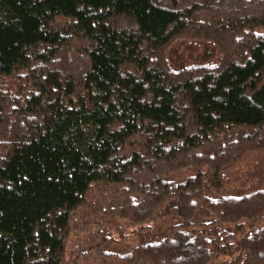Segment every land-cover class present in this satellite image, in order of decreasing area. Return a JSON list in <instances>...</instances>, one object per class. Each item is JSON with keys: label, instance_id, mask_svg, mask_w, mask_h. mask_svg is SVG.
<instances>
[{"label": "trees", "instance_id": "1", "mask_svg": "<svg viewBox=\"0 0 264 264\" xmlns=\"http://www.w3.org/2000/svg\"><path fill=\"white\" fill-rule=\"evenodd\" d=\"M253 154L264 0H0V264H264Z\"/></svg>", "mask_w": 264, "mask_h": 264}, {"label": "rangeland", "instance_id": "2", "mask_svg": "<svg viewBox=\"0 0 264 264\" xmlns=\"http://www.w3.org/2000/svg\"><path fill=\"white\" fill-rule=\"evenodd\" d=\"M178 46V45H177ZM175 47L171 53L172 62L181 65L184 62H193V57L184 52L181 46ZM189 175V172H182L175 177L180 180ZM264 186V155L253 154L236 171H234L227 194L241 195L243 192H250Z\"/></svg>", "mask_w": 264, "mask_h": 264}]
</instances>
